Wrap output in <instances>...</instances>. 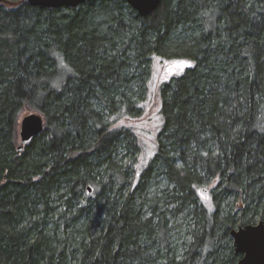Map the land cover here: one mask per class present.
<instances>
[{
  "label": "trees",
  "instance_id": "16d2710c",
  "mask_svg": "<svg viewBox=\"0 0 264 264\" xmlns=\"http://www.w3.org/2000/svg\"><path fill=\"white\" fill-rule=\"evenodd\" d=\"M155 58L191 66L161 82L137 174L118 123L145 115ZM26 108L45 129L18 151ZM261 220L264 0H0V264H237L232 231Z\"/></svg>",
  "mask_w": 264,
  "mask_h": 264
},
{
  "label": "water",
  "instance_id": "95a60500",
  "mask_svg": "<svg viewBox=\"0 0 264 264\" xmlns=\"http://www.w3.org/2000/svg\"><path fill=\"white\" fill-rule=\"evenodd\" d=\"M32 6L48 8L75 7L89 0H27ZM141 15L151 14L161 0H126ZM45 129L44 117L32 112L23 117L20 126L22 144L17 148L22 151L33 138ZM89 190L91 188L89 187ZM236 252L242 254L237 264H264V220L255 224L240 226L232 231Z\"/></svg>",
  "mask_w": 264,
  "mask_h": 264
},
{
  "label": "rangeland",
  "instance_id": "374dc122",
  "mask_svg": "<svg viewBox=\"0 0 264 264\" xmlns=\"http://www.w3.org/2000/svg\"><path fill=\"white\" fill-rule=\"evenodd\" d=\"M180 62L184 60L178 59H161L155 58L152 63V72L150 78V87L148 90V96L145 103V115L143 117L133 120H121L118 124H126L136 130L138 136V142L142 147L141 162L137 169V174L146 164L151 156L157 151V135L163 123V116L161 113V102L158 96V90L161 82L168 79L171 75L183 71L186 67ZM188 62V61H187ZM36 112L30 109H24L19 116L18 130L20 132L21 121L24 116ZM22 144L21 136L19 133L18 145ZM203 200L210 203V195H203Z\"/></svg>",
  "mask_w": 264,
  "mask_h": 264
},
{
  "label": "snow or ice",
  "instance_id": "6c2138e0",
  "mask_svg": "<svg viewBox=\"0 0 264 264\" xmlns=\"http://www.w3.org/2000/svg\"><path fill=\"white\" fill-rule=\"evenodd\" d=\"M182 65H184V66H191L190 65V62H187V61H184V62H180Z\"/></svg>",
  "mask_w": 264,
  "mask_h": 264
}]
</instances>
